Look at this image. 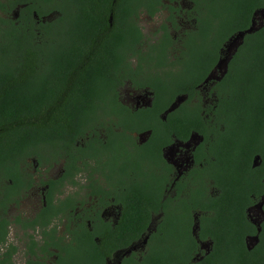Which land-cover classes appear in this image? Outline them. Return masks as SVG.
<instances>
[{"label": "trees", "instance_id": "obj_1", "mask_svg": "<svg viewBox=\"0 0 264 264\" xmlns=\"http://www.w3.org/2000/svg\"><path fill=\"white\" fill-rule=\"evenodd\" d=\"M174 1L0 0L4 16H0L2 213L10 204H18L13 197L23 189L20 169L27 158L36 157L40 164L45 156L70 158L77 151L99 162L103 157L99 131L104 130L111 163L121 161L123 170L130 167L137 172L125 201L130 205L122 211V237L132 226L135 239L145 231L150 219L147 204L160 202L162 194L142 171L160 155L136 151L130 156L125 140L132 139L130 133L148 130L152 131L150 140L160 139L159 115L180 95L186 100L170 114L173 119L168 121L178 123L171 133L186 140L192 131L197 132L204 117L193 100L196 87L213 66L208 60L216 55L210 52L237 31L249 28L253 9L263 3L229 0L232 9L227 11L226 1L204 2L210 14L193 16L196 27L186 34L181 45L187 53L178 62L170 61L172 45L178 44L170 29H179L176 17L182 10ZM193 9L197 10V2ZM162 11L168 12L167 18L153 39L146 38L140 17L151 20ZM125 86L151 91L152 106L134 110L123 104L119 92ZM217 91L218 121L225 128L215 132L210 150L215 160L207 158L194 176L213 180L218 187H234L240 197L246 143L260 149L264 172V25L244 36ZM115 129L122 133L116 134ZM81 145L86 148L79 149ZM195 185L202 183L195 181ZM230 235L233 240L228 247L202 264H264V242L248 253L243 241Z\"/></svg>", "mask_w": 264, "mask_h": 264}, {"label": "flooded vegetation", "instance_id": "obj_2", "mask_svg": "<svg viewBox=\"0 0 264 264\" xmlns=\"http://www.w3.org/2000/svg\"><path fill=\"white\" fill-rule=\"evenodd\" d=\"M194 1L197 10L193 9ZM194 1L173 2L182 8L176 17L177 30L182 36L177 40L181 44L191 32L185 31L187 27L195 30L193 16L207 15V5L203 3L208 0ZM215 1H226L227 11L232 6L229 0ZM260 1L263 3L251 14V17L255 15L257 29L264 25V20H259L264 16V0ZM162 12L165 20L168 12ZM167 25L170 27V23ZM239 32L242 31L231 35L217 51L209 54L216 55L208 60L213 66L196 87L193 100L195 107L200 105V115L204 117L197 132L192 131L186 140L171 133L178 123L168 120L173 119L170 114L180 104L168 110L177 98L182 97V103L185 102L186 96L180 95L159 115L160 139L150 140L152 131L148 130L130 133L132 139L125 140L124 147L130 156L136 151L160 155L150 168L142 171L153 179L152 185L158 186L162 196L160 202L147 204L150 219L138 238L132 232L134 226L125 232L127 236L122 237L121 233L122 211L130 205L125 201L130 197L129 188L137 181V172L130 167L123 170L121 161L117 165L111 163L113 155L106 152V135L101 130L103 157L99 162L87 159L83 152L72 151L70 158L48 155L39 164L36 157H30L21 165L23 189L13 197L18 204H10L4 213L0 210V264H202L228 247L233 240L230 233L235 240L243 241L248 253L264 242V172L260 149L251 148L249 142L245 144L248 153L240 197L234 187H218L213 180L194 176L207 158L215 160L210 154L215 132L217 129L223 132L225 128L218 121L217 83L243 44L227 45ZM170 33L174 34V30L170 29ZM206 46L213 49L218 45ZM172 47L170 61L179 62L186 56L185 45ZM223 59L226 65L217 68ZM210 74L213 78L205 82ZM141 91V95L134 97L133 107L123 104L134 110L150 108L153 93ZM115 133L121 134L122 130L115 129ZM195 181L202 185H195Z\"/></svg>", "mask_w": 264, "mask_h": 264}, {"label": "rangeland", "instance_id": "obj_3", "mask_svg": "<svg viewBox=\"0 0 264 264\" xmlns=\"http://www.w3.org/2000/svg\"><path fill=\"white\" fill-rule=\"evenodd\" d=\"M1 17L2 14L0 13ZM165 17V12L160 13L159 15H157L156 17H154L153 19L149 20L147 19L145 16H141L139 19V23L140 26L143 30V33L145 34L146 38H152L153 36L152 34L154 33V31L159 27L160 23L164 21ZM193 27H187V29L185 31H193ZM177 31H174V36H175V40H177L180 37L181 40V35L180 33ZM180 40H177V45H181ZM143 92L142 91H136V90H132L129 87H124L120 90L119 92V96H120V100L123 103H126L128 105H130L131 107L134 106L135 101H134V97L137 95H141Z\"/></svg>", "mask_w": 264, "mask_h": 264}, {"label": "water", "instance_id": "obj_4", "mask_svg": "<svg viewBox=\"0 0 264 264\" xmlns=\"http://www.w3.org/2000/svg\"><path fill=\"white\" fill-rule=\"evenodd\" d=\"M254 17H255V15L253 16V19H252V21H251V25L249 26V28H247L246 30H244V31H242V32L237 33L232 39L229 40V42H228L227 45L232 46V45H236L237 42L241 43V42H243V39H244V36H245V35L251 34V33H253L254 31L257 30V28L255 27ZM259 20H264V16L261 15L260 18H259ZM261 26H262V25H261ZM261 26H260V27H261ZM258 28H259V27H258ZM234 49H236V46L234 47ZM225 65H226V59H223V60L219 61V63L217 64L216 67L219 68V67H221V66H225ZM212 78H213V76L210 74V75L206 78L205 82L211 80ZM183 99H184V98H182V97L177 98V99L175 100V102L170 106V108H169L168 111H169V112L172 111L176 106H178L179 104H181L182 101H183Z\"/></svg>", "mask_w": 264, "mask_h": 264}, {"label": "clouds", "instance_id": "obj_5", "mask_svg": "<svg viewBox=\"0 0 264 264\" xmlns=\"http://www.w3.org/2000/svg\"><path fill=\"white\" fill-rule=\"evenodd\" d=\"M152 95V94H151Z\"/></svg>", "mask_w": 264, "mask_h": 264}]
</instances>
